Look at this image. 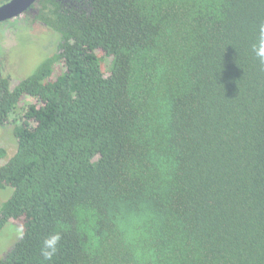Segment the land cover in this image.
<instances>
[{
    "label": "trees",
    "instance_id": "obj_1",
    "mask_svg": "<svg viewBox=\"0 0 264 264\" xmlns=\"http://www.w3.org/2000/svg\"><path fill=\"white\" fill-rule=\"evenodd\" d=\"M24 13L60 41L19 82L0 77V126L16 122L17 139L9 158L0 147V231H22L0 264H264L251 50L264 0H37ZM27 95L38 103L14 117Z\"/></svg>",
    "mask_w": 264,
    "mask_h": 264
},
{
    "label": "rangeland",
    "instance_id": "obj_2",
    "mask_svg": "<svg viewBox=\"0 0 264 264\" xmlns=\"http://www.w3.org/2000/svg\"><path fill=\"white\" fill-rule=\"evenodd\" d=\"M23 14L17 16L14 23H6L0 27V75L9 76L12 82L32 73L43 59L57 51L60 41L58 33L43 24H34L28 19V15ZM35 102L38 103V100L23 97L14 117H18L27 104ZM15 124L16 122H9L0 126V147L6 148L8 157L12 156L17 148ZM2 163L3 161H0V164ZM11 193V188H0V208ZM21 233V229L13 221L0 231V258L8 253Z\"/></svg>",
    "mask_w": 264,
    "mask_h": 264
},
{
    "label": "clouds",
    "instance_id": "obj_3",
    "mask_svg": "<svg viewBox=\"0 0 264 264\" xmlns=\"http://www.w3.org/2000/svg\"><path fill=\"white\" fill-rule=\"evenodd\" d=\"M252 52L255 57L264 64V23H261L258 28V37L255 43L252 44ZM62 240L60 232H54L42 241L41 255L43 261H51L58 252V246Z\"/></svg>",
    "mask_w": 264,
    "mask_h": 264
},
{
    "label": "water",
    "instance_id": "obj_4",
    "mask_svg": "<svg viewBox=\"0 0 264 264\" xmlns=\"http://www.w3.org/2000/svg\"><path fill=\"white\" fill-rule=\"evenodd\" d=\"M37 0H11L10 2L0 6V22L7 19H12L29 8Z\"/></svg>",
    "mask_w": 264,
    "mask_h": 264
},
{
    "label": "flooded vegetation",
    "instance_id": "obj_5",
    "mask_svg": "<svg viewBox=\"0 0 264 264\" xmlns=\"http://www.w3.org/2000/svg\"><path fill=\"white\" fill-rule=\"evenodd\" d=\"M11 0H0V6L1 5H4V4H6V3H8V2H10ZM30 9V8H29ZM24 13V12H23ZM22 13V14H23ZM25 15H26V13H24ZM23 14V15H24ZM20 16H22L21 14H20ZM18 17H19V15H18ZM16 18H17V16L16 17H14V18H12V19H7V20H3V21H1L0 22V27L2 26V25H5L6 23H14L15 22V20H16ZM29 19V18H28ZM0 77H7V78H9V80L11 81V83L12 84H14V83H17V82H19L22 78H20V79H18V80H16V81H14V82H12V80L10 79V77L9 76H3V75H0ZM23 77V76H22ZM28 96V95H27ZM25 97V96H24ZM28 98H32L31 96H28ZM21 105V104H20ZM19 105V106H20ZM4 148V147H3ZM6 149V148H5ZM7 151V150H6ZM7 153H8V151H7ZM11 157V156H10ZM9 158V157H8ZM8 158H5L6 160L8 159ZM5 159H3V160H0V161H3V162H5ZM9 224V223H8ZM7 224V225H8ZM6 225V226H7ZM5 226V227H6ZM2 231V230H1ZM9 252V251H8Z\"/></svg>",
    "mask_w": 264,
    "mask_h": 264
}]
</instances>
